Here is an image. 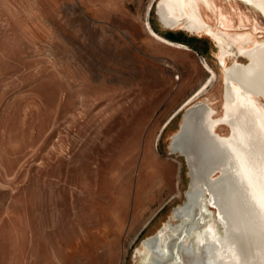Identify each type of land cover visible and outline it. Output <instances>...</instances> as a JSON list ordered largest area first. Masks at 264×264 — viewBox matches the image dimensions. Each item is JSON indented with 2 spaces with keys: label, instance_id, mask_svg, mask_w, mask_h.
<instances>
[{
  "label": "rangeland",
  "instance_id": "obj_1",
  "mask_svg": "<svg viewBox=\"0 0 264 264\" xmlns=\"http://www.w3.org/2000/svg\"><path fill=\"white\" fill-rule=\"evenodd\" d=\"M159 1L0 0V264H149L143 242L177 222L190 176L172 136L196 101L221 117L225 86L215 39L165 27ZM208 1L213 29L264 41L258 9ZM204 208L194 241L221 262Z\"/></svg>",
  "mask_w": 264,
  "mask_h": 264
},
{
  "label": "bare ground",
  "instance_id": "obj_2",
  "mask_svg": "<svg viewBox=\"0 0 264 264\" xmlns=\"http://www.w3.org/2000/svg\"><path fill=\"white\" fill-rule=\"evenodd\" d=\"M242 1L264 16V0ZM198 2L160 0L158 16L170 29L186 20V30L208 32L218 43L225 86L223 115L215 118V110L204 101L184 106L185 119L172 136L170 151L188 160L187 199L174 209L172 218L177 222L169 221L147 238L143 247L149 253V264H227V260L230 264H264V107L256 98L264 97V41L251 34L213 29L202 18ZM149 29L155 37L173 44ZM225 42L235 46L236 51L229 50ZM234 52L246 57L247 62L228 65L227 57ZM211 73L212 77L190 100L197 98L215 78V73ZM221 124L229 127L228 135L217 131ZM217 168L220 176L213 175ZM205 203L215 209L222 227L220 248L216 250L221 262L212 256L210 244L198 251L194 241L196 232L205 224Z\"/></svg>",
  "mask_w": 264,
  "mask_h": 264
},
{
  "label": "water",
  "instance_id": "obj_3",
  "mask_svg": "<svg viewBox=\"0 0 264 264\" xmlns=\"http://www.w3.org/2000/svg\"><path fill=\"white\" fill-rule=\"evenodd\" d=\"M156 9H157V7H156ZM157 15H158V10H157ZM158 18H159V16H158ZM186 112H187V109L185 110L184 114L182 115V121H184V119H185ZM186 160H187V158H186ZM187 164H188V168H190L188 160H187ZM220 174H221V171L219 168H217L213 171V175H219L220 176Z\"/></svg>",
  "mask_w": 264,
  "mask_h": 264
}]
</instances>
